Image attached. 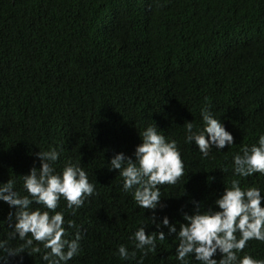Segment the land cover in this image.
<instances>
[{"label": "trees", "instance_id": "trees-1", "mask_svg": "<svg viewBox=\"0 0 264 264\" xmlns=\"http://www.w3.org/2000/svg\"><path fill=\"white\" fill-rule=\"evenodd\" d=\"M204 107L234 137L207 158L185 143L183 128L185 121L202 128ZM150 124L176 140L185 169L176 184L160 186L166 207L157 217L178 226L191 200L202 211L214 208L233 179L264 191V175L232 170L233 155L264 133V0H0V183L13 179L27 195L22 175L34 162L39 168L37 151L55 147L56 172L79 161L95 185L75 214L63 198L56 209L76 225L65 223L69 238L82 230L68 264H137L141 257L142 264H180L175 235L156 240L147 255L135 250L137 228L156 232L151 212L108 169L116 152L133 156ZM129 132L138 141L127 152L121 144ZM9 211L0 201V239L18 248L24 241L9 238ZM121 244L136 251L134 260L119 258ZM33 245L40 252L27 247L9 264H47L48 250ZM245 253L264 259V242L250 240Z\"/></svg>", "mask_w": 264, "mask_h": 264}, {"label": "clouds", "instance_id": "clouds-1", "mask_svg": "<svg viewBox=\"0 0 264 264\" xmlns=\"http://www.w3.org/2000/svg\"><path fill=\"white\" fill-rule=\"evenodd\" d=\"M201 117L202 128L194 127L192 121L184 122L185 143L194 142L205 158L212 148L222 150L234 144L232 133L207 107L201 109ZM161 129L156 124L148 125L139 133L141 143L136 145L133 156L116 152L108 161V169L117 170L122 177V190L131 192L137 205L151 212L149 218L156 232H146L144 226L137 228L131 237L135 250L147 255L155 250L156 240L163 241L166 235H175L178 239L176 259L180 264H188L186 257L189 256L200 264H264V259H256L251 254L241 256L250 240L264 242V191L259 187L242 188L240 181L233 179L230 187L224 188L215 199L214 208L202 211L201 201L193 199L190 201L192 211L181 212L182 222L177 220L178 226L170 222L167 215L157 217V210L166 207L162 203L160 186L176 184L185 170L176 140L166 138ZM129 134L122 138L121 144L127 152L138 141L134 134L133 137ZM35 156L39 168L34 162L29 172L22 175L27 195L22 196L14 190L13 179L0 183V201L14 209L4 220L11 229L9 238L18 237L24 241L20 247L12 248L7 239H0V264H9L11 258L18 257L27 247H31L32 252H40L33 241L40 242L48 250L41 257L47 264H68L80 251L82 230L77 229L69 238L65 223L68 228L76 225L71 220L66 222L64 213L56 209L63 198L66 207L75 214L85 200L95 194V185L79 161H67L62 170L56 172L54 165L60 158V151L55 147L37 151ZM232 170L239 177L254 173L264 175V133L259 134L251 146L244 145L233 155ZM33 203L46 210L31 209ZM135 250L130 251L121 244L116 254L121 260H134ZM137 264H142V257Z\"/></svg>", "mask_w": 264, "mask_h": 264}]
</instances>
